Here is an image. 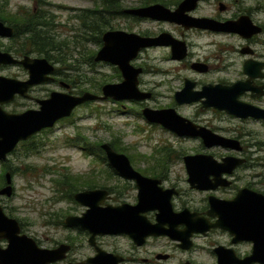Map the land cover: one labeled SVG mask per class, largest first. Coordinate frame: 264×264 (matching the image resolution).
I'll return each mask as SVG.
<instances>
[{"label": "flooded vegetation", "instance_id": "af4514ba", "mask_svg": "<svg viewBox=\"0 0 264 264\" xmlns=\"http://www.w3.org/2000/svg\"><path fill=\"white\" fill-rule=\"evenodd\" d=\"M182 1L169 0L167 2L164 0V5L169 7L174 4L173 8L169 7L174 10ZM155 3L160 2L138 7ZM124 10L122 13L129 14ZM129 15L134 18L148 19ZM189 15L215 20L219 23L229 22V24L226 29L217 28L213 24L188 28L198 31L204 38L201 53L193 59L185 41L187 28L171 22L181 29V31H173L186 42L187 56L181 60L174 59L172 47L163 46L170 51L166 60L178 63L177 71L188 70L193 76H183V83L180 87L172 86L176 105H165L155 109L173 107L178 111V105H195L199 109L198 112L193 115L187 114L188 116L182 115L198 127H206L213 133L236 139L239 141L240 149L220 145L207 147L201 137L185 135L181 137L199 140L202 148L209 149L182 152L177 156H173L175 152L163 151L165 154L163 157L155 159L153 164L149 163V167L144 168L136 167L132 156H128L136 171L153 179L146 185L139 184L131 177L123 176L109 164L106 157L110 166V176L122 182L100 184L89 181L83 187L75 186L78 190L71 195V200L76 202L75 209L62 215L58 223L54 220H49L47 223V225L59 226L65 230L62 239L49 238L47 235L40 238L33 233L28 222L7 213L4 197L8 196L0 194V204L5 213L9 217L16 218L19 223V235L32 238L38 249L35 250V246L33 249L26 240H18L22 246V253L20 252L22 256L3 257L0 255V264H21L15 262L23 260L26 262L23 264H264V174L258 169L262 167L261 164L264 165L261 162L264 161V154L254 155L255 152L249 150L241 134L225 135L222 127L205 116V112L211 111L242 123H254L264 127V0H199L197 7L190 11ZM9 25L15 29V34L12 36L15 38L19 35L17 28L13 24ZM158 34L141 35L156 36ZM101 40L102 46V37ZM154 47L159 46L149 48ZM142 51L132 61L134 66L143 68L139 76V87L143 83L142 75L147 71V67L143 66L140 61L139 56ZM25 55L21 57L15 55V57L21 59ZM93 61H95L94 56ZM152 72L159 75L167 71L155 69ZM60 76L56 68L50 80L31 86L25 96L17 94L8 104L16 105L21 101L20 106L7 111L22 113L27 110H38L42 105L41 102L50 98L54 91L71 94L84 92L70 91L74 85ZM187 80L194 84L193 90L196 91H204L205 87H211L212 90L213 86L230 87L232 92L238 93L235 96V104L246 105L251 110L250 114L239 116L228 113L225 109L207 107L203 103L208 100L206 95L200 101L178 103L175 95L177 91L185 87ZM47 84L57 86L46 90L44 87ZM154 85V87H169L164 80L161 82L154 80ZM37 87L38 91H35ZM41 87H43L42 91L46 90L47 94L39 91ZM150 92L153 98L156 92ZM212 92L216 93L214 90ZM47 129L49 128L41 129L29 139L20 141L17 146L33 140ZM254 145L257 146V144ZM215 147L225 148L227 152L210 150ZM97 153L100 152L89 154L95 156ZM103 154L106 156L105 152ZM193 156L197 158L191 159L190 157ZM204 157H211L214 163L223 165L207 166V160H202ZM139 158L145 157L139 156ZM171 159H177L174 164L180 167L176 170L170 166V161L167 162ZM225 159L241 161L233 165L234 160L226 163ZM248 170L252 172L246 174ZM11 184L14 193V185ZM141 185L143 191H141ZM5 186H7L6 181L2 183L0 190ZM84 190H102L104 193L98 194L99 197L93 201L103 209L109 206H125L127 208L125 211L128 212L127 218L133 222L130 225L134 228L132 231L134 233L125 231L94 233L89 228L67 224L68 216H82L90 208L75 199V194ZM140 196L147 197V199L141 201ZM239 196L242 197L239 202H233ZM9 244L8 238L1 237L0 253L7 249ZM50 251H52L51 254Z\"/></svg>", "mask_w": 264, "mask_h": 264}, {"label": "rangeland", "instance_id": "374dc122", "mask_svg": "<svg viewBox=\"0 0 264 264\" xmlns=\"http://www.w3.org/2000/svg\"><path fill=\"white\" fill-rule=\"evenodd\" d=\"M154 2L164 4L162 0H0V6L10 15L28 16L32 12L42 15L49 25L44 31L65 52L66 61L57 63L52 61L61 75L60 78L67 79L74 85V88L70 89L74 93L92 91L102 94L103 84L122 80L117 66L108 62H95L91 58L101 47L99 40L103 32L116 29L153 35L166 31L180 39V35L173 30L181 29L171 22L134 18L122 13L124 9ZM107 5L113 7L109 9ZM174 6L172 4L169 7ZM84 21L88 24L86 28ZM94 22L97 24L93 30ZM185 33L187 35L185 41L192 58H197L201 53L204 38L196 30L187 29ZM25 40L26 36L22 34L15 38L0 37V49L10 51L19 57L25 54L37 56V53L32 52L30 43L25 44ZM169 54V49L159 46L146 49L139 56L143 66L147 67L139 88L155 91L153 98L144 102L116 101L111 98L88 101L78 106L71 116L57 122L54 127L40 133L33 140L18 145L6 160H0V186L6 181L5 175L8 170L13 175L14 193L11 197H4L7 213L28 222L31 231L40 238L47 235L49 238L62 239L65 230L47 223L49 220L58 223L62 215L75 209L76 202L71 200V192L75 186L83 187L89 181L100 184L122 182L110 176V166L103 152L91 156L84 150L83 142H76L84 141L83 137H86L88 145L114 143L123 148L119 150L120 152L132 156L133 164L140 168L149 167V163L153 164L155 159L163 157L165 155L163 151L175 152L173 156H177L182 152L209 149L202 148L199 140L186 139L160 124L149 122L141 113L146 106L160 108L165 105H176L172 86L180 87L183 76H193L188 70L177 71L179 64L166 60ZM155 69L167 72L155 75L152 72ZM0 74L28 78V70L20 64L2 66ZM154 80L159 82L164 80L169 87H154ZM56 86L47 84L44 88L54 89ZM42 89L43 87L39 91L47 94L46 90ZM35 91H38V87ZM20 102L16 105L6 103L4 108L8 111L13 110L20 106ZM177 107L178 112L184 115H193L199 110L195 105ZM205 116L222 127L225 135L241 134L249 150L255 152L254 155L264 154L262 125L242 123L211 111L205 112ZM76 138L78 139L75 140ZM210 150L227 152L221 147ZM139 156L145 158L140 159ZM176 160L167 161L171 162L170 166L175 170L180 167L174 164ZM261 166L264 167L263 164ZM262 167L258 169L264 174ZM249 172L252 170L246 171V174ZM69 175L79 176L80 181L74 180L75 183L71 184L70 179V182L63 183ZM91 177L93 179H90ZM109 177L111 179H108Z\"/></svg>", "mask_w": 264, "mask_h": 264}, {"label": "water", "instance_id": "95a60500", "mask_svg": "<svg viewBox=\"0 0 264 264\" xmlns=\"http://www.w3.org/2000/svg\"><path fill=\"white\" fill-rule=\"evenodd\" d=\"M198 1L183 0L174 10L164 4L155 3L143 7L128 8L124 12L140 17L175 22L187 29L212 24L220 29L228 27L229 22L219 23L215 20L189 15V12L197 7ZM14 34V27L0 20V37L10 38ZM102 39L103 44L95 54L94 60L96 62H108L117 66L123 77L121 81L105 83L102 86V94L92 91H84L81 94L54 91L50 98L41 102L42 105L38 110H27L22 113L8 112L3 108V105L12 102L17 94L27 95L31 86L50 80L53 77L56 66L46 57L25 55L20 59L15 57L11 52L0 49V67L2 65L21 64L29 73L28 78L25 80L0 74V160H6L9 153L15 149L20 141L29 139L43 128L55 126L60 119L71 116L76 107L88 101L105 100L108 98L116 101L149 100L152 97V93L139 88V76L143 72V68L136 67L132 63L143 49L153 46H171L172 57L174 59L181 60L187 56L186 42L166 31L156 36H146L126 30L110 29L103 33ZM195 65H198V63H195ZM193 86L194 84L190 80H187L185 87L177 91L175 97L178 103L184 104L200 101L206 95L208 100L203 101V103L207 107L214 106L219 109H225L228 113L239 116H247L251 112L246 105L235 104V96L238 93L232 92L230 87L213 86L212 90L218 93L216 95V93L213 94L211 87H205L204 91H196L193 90ZM142 113L149 122L160 124L179 136L201 137L207 147L220 145L240 149L239 141L236 139L213 133L206 127H198L193 121L180 114L173 107L155 109L146 106L143 108ZM101 148L106 153L109 164L116 168L123 176L131 177L143 185L153 181V179L145 177L136 171L125 153L117 151L107 142L101 144ZM195 157L190 158L195 159ZM203 159L207 160V166L212 164H214L212 165L214 167L223 165L214 163L211 157H204ZM231 160H234L232 162L233 165H237L241 161L225 159L226 163ZM191 175L193 177L192 173ZM5 178L7 186L0 190V194L11 197L13 195L12 174L9 171L6 172ZM141 191H143L142 185ZM101 193L104 192L102 190H84L76 193L75 199L90 208L82 216H68L66 223L71 226L89 228L94 233L125 231L133 234L134 228L130 225L133 222L127 218L128 212L125 211L127 208L125 206L101 208L93 201ZM241 198L239 196L233 202H239ZM140 199L142 201V199H147V197L142 198L140 196ZM19 232L20 226L17 219L9 217L0 204V238L5 237L10 241L9 247L0 253L1 256L21 257L22 246L18 240H26L33 249L35 246V250H38L32 238L26 235L20 236ZM40 252L44 251L40 250ZM51 253L52 251H50ZM15 263L23 264L26 262L23 260Z\"/></svg>", "mask_w": 264, "mask_h": 264}, {"label": "trees", "instance_id": "16d2710c", "mask_svg": "<svg viewBox=\"0 0 264 264\" xmlns=\"http://www.w3.org/2000/svg\"><path fill=\"white\" fill-rule=\"evenodd\" d=\"M164 2V0H162ZM108 6V5H107ZM111 6H108L109 9H111ZM94 12V14H96ZM0 20L7 22L9 24H13L16 26L18 34H22L26 36L25 44L30 43V47L32 48V52L37 53L38 55H43L48 60H51L53 62H64L66 61L64 50L60 45H57L54 40L46 34L44 31L45 27L48 28V22L43 18L42 15L32 12L31 14H28V16H22V15H10L8 14L3 8L0 6ZM97 22H94L92 29L94 30ZM84 27H88V24L84 21ZM30 33V34H29ZM102 41L101 39L99 42ZM48 44V45H47ZM50 44V45H49ZM50 54V55H49ZM94 56V55H93ZM93 56L91 58H93ZM120 75V74H119ZM76 138L75 140H77ZM83 140H77L78 143H84L85 147L84 150L87 153H93L97 152H104L101 148V144H92L88 145L86 143V137L82 138ZM116 150H123V148L114 145V143H110ZM93 150V151H92ZM71 184H74L75 182L80 181V177H73V176H66V179L63 180L64 182H70ZM75 180V182H74ZM78 190V187H75L72 189L71 195Z\"/></svg>", "mask_w": 264, "mask_h": 264}, {"label": "bare ground", "instance_id": "6f19581e", "mask_svg": "<svg viewBox=\"0 0 264 264\" xmlns=\"http://www.w3.org/2000/svg\"><path fill=\"white\" fill-rule=\"evenodd\" d=\"M114 12V11H113ZM116 12V11H115ZM8 24V23H7ZM12 26V25H11ZM30 34V33H29ZM48 45V44H47ZM50 45V44H49ZM18 52V51H17ZM66 53H67V51H66ZM64 54H65V52H64ZM50 55V54H49ZM68 55V54H67ZM15 56V55H14ZM18 58V57H17Z\"/></svg>", "mask_w": 264, "mask_h": 264}]
</instances>
